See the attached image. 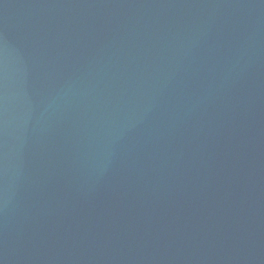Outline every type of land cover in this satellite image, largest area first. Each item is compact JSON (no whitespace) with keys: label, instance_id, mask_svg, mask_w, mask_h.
Returning <instances> with one entry per match:
<instances>
[{"label":"water","instance_id":"obj_1","mask_svg":"<svg viewBox=\"0 0 264 264\" xmlns=\"http://www.w3.org/2000/svg\"><path fill=\"white\" fill-rule=\"evenodd\" d=\"M0 264H264V0H0Z\"/></svg>","mask_w":264,"mask_h":264}]
</instances>
